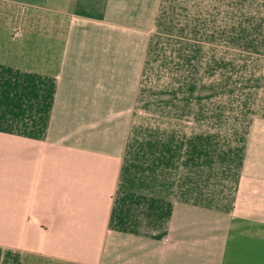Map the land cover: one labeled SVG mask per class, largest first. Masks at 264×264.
Instances as JSON below:
<instances>
[{"label": "crops", "instance_id": "0c3cea01", "mask_svg": "<svg viewBox=\"0 0 264 264\" xmlns=\"http://www.w3.org/2000/svg\"><path fill=\"white\" fill-rule=\"evenodd\" d=\"M0 264H264V0H0Z\"/></svg>", "mask_w": 264, "mask_h": 264}]
</instances>
